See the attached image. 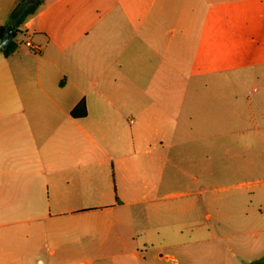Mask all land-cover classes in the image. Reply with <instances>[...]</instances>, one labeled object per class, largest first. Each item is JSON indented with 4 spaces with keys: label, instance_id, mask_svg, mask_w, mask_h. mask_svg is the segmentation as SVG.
I'll return each mask as SVG.
<instances>
[{
    "label": "crops",
    "instance_id": "crops-1",
    "mask_svg": "<svg viewBox=\"0 0 264 264\" xmlns=\"http://www.w3.org/2000/svg\"><path fill=\"white\" fill-rule=\"evenodd\" d=\"M18 31L41 51L0 58V264L264 258L258 195L209 189L223 135L159 107L264 56V0H39Z\"/></svg>",
    "mask_w": 264,
    "mask_h": 264
},
{
    "label": "rangeland",
    "instance_id": "rangeland-1",
    "mask_svg": "<svg viewBox=\"0 0 264 264\" xmlns=\"http://www.w3.org/2000/svg\"><path fill=\"white\" fill-rule=\"evenodd\" d=\"M37 1L15 0L10 9L1 10L3 27H12ZM14 43L19 51H27L25 38L20 32L16 34ZM1 55L0 51V58ZM222 67L227 72L217 86L209 81L207 89L199 87V83L190 89H177L176 105L166 104L167 98H162L160 116H208L209 135L211 132L223 135L217 140L211 137L208 140L209 147L218 149L217 162L223 166L222 171H218V175L222 174L218 176L217 183L209 189L224 197L242 190L253 192L258 195L264 213V56L225 58ZM124 113L122 116H136ZM243 183L244 186H239ZM214 245L208 243L207 247L210 249ZM226 245L231 246L230 241ZM157 257L164 261L152 260L150 264H200L196 252L190 260L168 252H161Z\"/></svg>",
    "mask_w": 264,
    "mask_h": 264
},
{
    "label": "trees",
    "instance_id": "trees-1",
    "mask_svg": "<svg viewBox=\"0 0 264 264\" xmlns=\"http://www.w3.org/2000/svg\"><path fill=\"white\" fill-rule=\"evenodd\" d=\"M39 6V1L35 2L34 4H32L29 9L23 13L22 18L19 19L18 21L16 20V23L13 25V28L15 29L14 31V38L16 36L17 33H19L18 31V27L29 17L32 16L37 8ZM11 17H14V15H11ZM5 28L4 27H0V38L2 37L3 33H4ZM14 38L13 40L8 44V46L6 48H4L1 53L3 55V57H8L9 55H11L16 49L17 46L14 43ZM70 116L72 118L78 119V118H83L84 116H86V109H85V104L83 102H80L78 105H76L73 110L70 113ZM252 264H264V258L252 263Z\"/></svg>",
    "mask_w": 264,
    "mask_h": 264
},
{
    "label": "water",
    "instance_id": "water-1",
    "mask_svg": "<svg viewBox=\"0 0 264 264\" xmlns=\"http://www.w3.org/2000/svg\"><path fill=\"white\" fill-rule=\"evenodd\" d=\"M31 1L33 2L34 0ZM14 31L15 29L13 27L5 28L4 33L0 39V51L6 48L8 44L13 40Z\"/></svg>",
    "mask_w": 264,
    "mask_h": 264
},
{
    "label": "built area",
    "instance_id": "built-area-1",
    "mask_svg": "<svg viewBox=\"0 0 264 264\" xmlns=\"http://www.w3.org/2000/svg\"><path fill=\"white\" fill-rule=\"evenodd\" d=\"M25 47L28 48L29 50H31L33 53H36V54L40 53V51H41L40 46H36L30 42H25Z\"/></svg>",
    "mask_w": 264,
    "mask_h": 264
}]
</instances>
